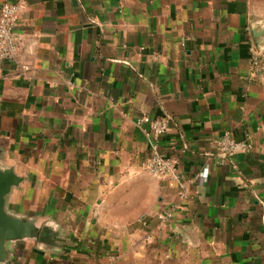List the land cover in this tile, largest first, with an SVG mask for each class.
Here are the masks:
<instances>
[{
	"label": "crops",
	"instance_id": "1",
	"mask_svg": "<svg viewBox=\"0 0 264 264\" xmlns=\"http://www.w3.org/2000/svg\"><path fill=\"white\" fill-rule=\"evenodd\" d=\"M18 2L1 165L23 180L7 211L40 234L0 264H264V76L251 75L264 0H0V13ZM144 116L169 121L159 151L182 185L143 169ZM227 132L250 151L222 159Z\"/></svg>",
	"mask_w": 264,
	"mask_h": 264
},
{
	"label": "built area",
	"instance_id": "2",
	"mask_svg": "<svg viewBox=\"0 0 264 264\" xmlns=\"http://www.w3.org/2000/svg\"><path fill=\"white\" fill-rule=\"evenodd\" d=\"M24 8L23 2L5 3L0 13V65L5 61L13 60L23 43V35L19 33V16ZM252 76H264V61L256 51L252 52ZM138 125L146 126L143 131L151 141V154L149 159L143 164V169L158 179H168L182 185L178 174V167L175 160L164 157L159 151V141L164 137L169 129L167 119H151L144 116L137 120ZM220 156L222 159H230L240 153H247L251 146L246 143H239L231 133H225L218 142ZM209 170L205 169L200 175L199 180L207 181ZM185 193L182 197L185 198ZM171 218L169 214H159L158 219L165 223ZM147 243L152 241V237H146Z\"/></svg>",
	"mask_w": 264,
	"mask_h": 264
},
{
	"label": "water",
	"instance_id": "3",
	"mask_svg": "<svg viewBox=\"0 0 264 264\" xmlns=\"http://www.w3.org/2000/svg\"><path fill=\"white\" fill-rule=\"evenodd\" d=\"M1 158L2 151L0 149V263L8 259L7 246L10 242L37 238L40 234L34 224L7 211L8 195L14 188L19 187L23 180L15 174L13 169L2 167ZM40 236L41 238L46 237L47 232H42Z\"/></svg>",
	"mask_w": 264,
	"mask_h": 264
}]
</instances>
